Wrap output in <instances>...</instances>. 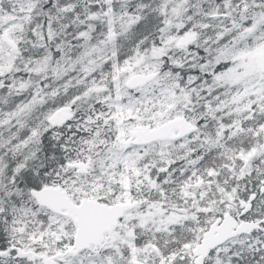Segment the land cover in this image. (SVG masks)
<instances>
[{
    "label": "snow or ice",
    "instance_id": "1",
    "mask_svg": "<svg viewBox=\"0 0 264 264\" xmlns=\"http://www.w3.org/2000/svg\"><path fill=\"white\" fill-rule=\"evenodd\" d=\"M0 264H264V0H0Z\"/></svg>",
    "mask_w": 264,
    "mask_h": 264
}]
</instances>
